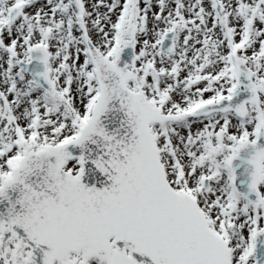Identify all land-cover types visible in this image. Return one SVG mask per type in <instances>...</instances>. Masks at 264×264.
I'll use <instances>...</instances> for the list:
<instances>
[{
	"label": "snow or ice",
	"instance_id": "6c2138e0",
	"mask_svg": "<svg viewBox=\"0 0 264 264\" xmlns=\"http://www.w3.org/2000/svg\"><path fill=\"white\" fill-rule=\"evenodd\" d=\"M0 264H264V0H0Z\"/></svg>",
	"mask_w": 264,
	"mask_h": 264
}]
</instances>
